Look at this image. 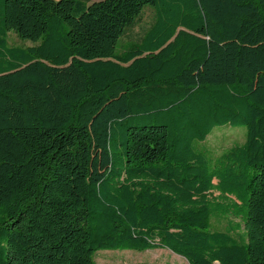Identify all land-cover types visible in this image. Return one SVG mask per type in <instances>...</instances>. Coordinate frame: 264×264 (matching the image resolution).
<instances>
[{
  "label": "trees",
  "instance_id": "trees-1",
  "mask_svg": "<svg viewBox=\"0 0 264 264\" xmlns=\"http://www.w3.org/2000/svg\"><path fill=\"white\" fill-rule=\"evenodd\" d=\"M88 1L0 0V264H264V0ZM222 126L246 142L207 160ZM214 192L247 206L246 238L212 230L234 211Z\"/></svg>",
  "mask_w": 264,
  "mask_h": 264
},
{
  "label": "rangeland",
  "instance_id": "rangeland-1",
  "mask_svg": "<svg viewBox=\"0 0 264 264\" xmlns=\"http://www.w3.org/2000/svg\"><path fill=\"white\" fill-rule=\"evenodd\" d=\"M89 2L88 0H84ZM101 0H91L92 2ZM156 21V12L152 6H147L135 24L126 30L125 35L117 44V52L121 53L128 46L140 42L145 34L150 30ZM10 46L15 47H31L40 44V41L22 40L17 37L15 32L8 35ZM247 130L244 127L222 126L217 127L208 136L204 142L196 144L198 152L202 153L207 160L220 161L225 160V156L230 154L233 147L242 145L246 142ZM216 183V181H215ZM216 200L223 204L226 208L231 204L233 212L228 216H220L213 219L212 230L226 232L228 230L236 231L239 235L246 238L244 221L247 213V206L242 205L237 197L233 195H221L214 192ZM224 214V212H220ZM238 225V226H237ZM97 264H189V262L181 256H178L168 249L148 250V251H130V250H103L95 254Z\"/></svg>",
  "mask_w": 264,
  "mask_h": 264
}]
</instances>
